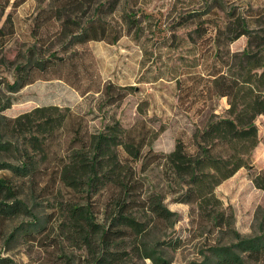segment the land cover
Segmentation results:
<instances>
[{
	"label": "trees",
	"instance_id": "trees-1",
	"mask_svg": "<svg viewBox=\"0 0 264 264\" xmlns=\"http://www.w3.org/2000/svg\"><path fill=\"white\" fill-rule=\"evenodd\" d=\"M19 1L13 0L12 5ZM244 1L245 6L220 4V13L212 5L187 13L199 21L194 32L200 37L206 34L204 23L215 24L207 50L212 58L210 71L195 75L183 94L195 100L225 98L228 107L223 115L212 114L202 127L194 126L188 143L176 139L173 149L163 152L155 151L152 143L164 128H155L145 119L128 128L113 119L92 130L85 117L69 106L41 105L16 116L1 113L12 105V93L37 79L62 80L81 96L100 94L105 106L120 102L132 89L103 81L88 70L92 60L86 61L91 59L87 42L114 43L121 30L109 38L99 18L73 20L70 14L82 9L85 0H55L46 17L58 22V27L35 39L26 60L15 66L13 81L0 87V173H8L0 174V228L14 217L27 215L30 220L14 227L9 237L20 232L27 235L26 241H36L37 233L48 227L29 201L53 199L58 229L74 244L92 248L94 264H115L123 259L125 251L118 248L123 241H135L146 231L145 217L164 223L175 215L163 204L165 191L173 193L175 201L194 207L196 216L211 227L221 228L224 223L229 227L231 220L224 218L216 188L240 168L253 167L260 139L257 118L264 116V2L254 9L249 0ZM9 2L0 0V17ZM132 26L140 29L136 20H131ZM60 34L61 52L38 51L40 40L41 46ZM241 36L247 37L244 48L232 52L230 44ZM73 46L82 48L71 50ZM153 167L160 169L164 192L145 187V173ZM251 180L264 190V165ZM143 249L153 264H169L155 247L143 245ZM253 263L264 264V230L250 236L235 232L234 241L209 245L199 260L189 262ZM0 264H5L2 259Z\"/></svg>",
	"mask_w": 264,
	"mask_h": 264
},
{
	"label": "rangeland",
	"instance_id": "rangeland-1",
	"mask_svg": "<svg viewBox=\"0 0 264 264\" xmlns=\"http://www.w3.org/2000/svg\"><path fill=\"white\" fill-rule=\"evenodd\" d=\"M54 1L21 0L17 6H13V0H10L6 6L0 17V27H3V33L0 35L1 88H5L6 82L13 81L15 66L26 60L28 47L35 39L46 31L52 34L58 27V22L46 17L49 15L48 10L54 8ZM249 1L254 9L264 2ZM85 2L82 9L70 14L73 20H83L92 15L94 19L99 18L106 24L109 38H113L116 30L122 32V36L114 43L107 40H91L85 44L91 53V59L87 58L86 61L92 60L88 70L99 75L103 81L131 87L130 93L120 102L105 106L100 94L81 96L62 80L37 79L12 93V105L1 113L16 116L41 105L69 106L72 111L85 117L88 128L92 130L102 128L113 119L119 120L125 128L139 119H145L155 128H164L152 143L155 151L163 152L172 150L176 139L188 143L194 126L202 127L212 114H225L228 107L225 98L195 100L192 95L187 97L183 94V87L191 86L195 75L206 76L210 71L212 58L207 50L212 44L209 36H214L215 24V21L204 23L202 28L206 29V34L200 37L194 32L199 21L186 15L193 9L206 8L208 5H212L213 9L220 13V4L226 7L241 4L245 6L246 1ZM100 5L102 6L99 11L93 14V9ZM131 20H136L140 29L129 27ZM262 26L264 27V24ZM246 40V36L239 37L230 44V50H242ZM41 41L37 44L39 52H61V34L52 36L40 46ZM81 48L73 46L71 50L79 51ZM140 106L143 109L141 112ZM259 125L260 123V139L253 153V167H242L241 170L245 174L239 175L235 182L219 192L224 218L231 220L229 227L225 223L220 224L221 228L211 227L205 220L196 216L194 207L175 201V195L165 191L163 204L175 215L164 223L145 217L149 221L146 231L135 241H123L118 247L125 251L123 259L115 264H153L150 258L144 257L143 245L161 251L169 260V264H189L192 260H199L209 245L234 241L235 232L241 236H250L264 230V190L256 188L251 180L253 174L259 172V162L262 156L264 157V124ZM145 175V187L148 190H167L159 168H150ZM31 204L35 213L44 220L48 230H40L37 233L38 239L33 242L26 241L27 235L20 232L15 237H9L14 227L30 220L27 215L12 218L7 225L0 228V259L5 264H94L92 248H82L74 244L66 237V233L58 229L60 220L54 218L57 201L40 199L29 201V205ZM97 218L100 219V215Z\"/></svg>",
	"mask_w": 264,
	"mask_h": 264
},
{
	"label": "crops",
	"instance_id": "crops-1",
	"mask_svg": "<svg viewBox=\"0 0 264 264\" xmlns=\"http://www.w3.org/2000/svg\"><path fill=\"white\" fill-rule=\"evenodd\" d=\"M257 121H258V123H260V125H261V124H264V116H259V117L257 118ZM260 125H259V126H260ZM257 146H258V145H257ZM256 148H257V147H256ZM256 148H255V149H256ZM254 152H255V150H254ZM253 162H254V161H253ZM259 165H260V167L258 168V170H260V169L263 167V165H264V157H263V156H262V158L260 159ZM252 166H253V164H252ZM244 174H245V172H243V171L241 170V168H240V169H239L234 175H232L230 178L226 179V180L223 181L220 185H218V187L216 188V192H217V194L219 195V194H220L219 192H222L223 189H224L226 186H228V185H230L231 183L235 182L239 175H244ZM219 197H220V195H219ZM220 198H221V197H220ZM221 199H222V198H221Z\"/></svg>",
	"mask_w": 264,
	"mask_h": 264
}]
</instances>
